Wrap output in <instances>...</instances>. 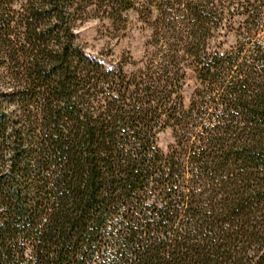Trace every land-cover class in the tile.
Returning <instances> with one entry per match:
<instances>
[{"label": "trees", "instance_id": "obj_1", "mask_svg": "<svg viewBox=\"0 0 264 264\" xmlns=\"http://www.w3.org/2000/svg\"><path fill=\"white\" fill-rule=\"evenodd\" d=\"M135 4L0 0V264H264V0H151L138 68L87 54Z\"/></svg>", "mask_w": 264, "mask_h": 264}, {"label": "rangeland", "instance_id": "obj_2", "mask_svg": "<svg viewBox=\"0 0 264 264\" xmlns=\"http://www.w3.org/2000/svg\"><path fill=\"white\" fill-rule=\"evenodd\" d=\"M258 19L264 24V7ZM156 16V9L151 0H136L135 7L128 11L125 19L117 25L101 15L85 17L78 21L75 33L78 41L89 55H99L106 64L123 62L124 69L128 72L138 68L146 51L147 41L152 32L151 22ZM232 28H223L218 31V41L223 49L234 45L236 29L241 16H234ZM260 35L264 33V26ZM194 85L189 82L184 91L185 103L187 104ZM174 141L171 129L167 128L158 136V145L166 150Z\"/></svg>", "mask_w": 264, "mask_h": 264}]
</instances>
